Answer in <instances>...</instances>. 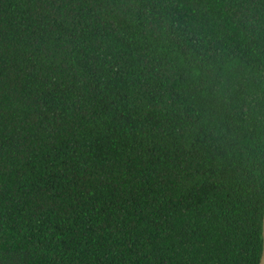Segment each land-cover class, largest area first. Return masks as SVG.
<instances>
[{"label": "trees", "instance_id": "trees-1", "mask_svg": "<svg viewBox=\"0 0 264 264\" xmlns=\"http://www.w3.org/2000/svg\"><path fill=\"white\" fill-rule=\"evenodd\" d=\"M264 0H0V264H258Z\"/></svg>", "mask_w": 264, "mask_h": 264}, {"label": "water", "instance_id": "water-1", "mask_svg": "<svg viewBox=\"0 0 264 264\" xmlns=\"http://www.w3.org/2000/svg\"><path fill=\"white\" fill-rule=\"evenodd\" d=\"M258 264H264V213L262 216V251Z\"/></svg>", "mask_w": 264, "mask_h": 264}]
</instances>
